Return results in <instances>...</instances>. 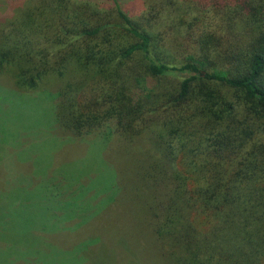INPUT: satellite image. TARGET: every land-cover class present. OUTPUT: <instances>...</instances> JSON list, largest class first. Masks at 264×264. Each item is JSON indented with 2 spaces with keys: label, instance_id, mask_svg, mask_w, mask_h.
Returning <instances> with one entry per match:
<instances>
[{
  "label": "trees",
  "instance_id": "16d2710c",
  "mask_svg": "<svg viewBox=\"0 0 264 264\" xmlns=\"http://www.w3.org/2000/svg\"><path fill=\"white\" fill-rule=\"evenodd\" d=\"M3 74L51 91L60 131L111 123L142 158L120 156L123 192L148 201L162 263L264 264V0H154L133 19L26 0L0 29Z\"/></svg>",
  "mask_w": 264,
  "mask_h": 264
},
{
  "label": "rangeland",
  "instance_id": "374dc122",
  "mask_svg": "<svg viewBox=\"0 0 264 264\" xmlns=\"http://www.w3.org/2000/svg\"><path fill=\"white\" fill-rule=\"evenodd\" d=\"M115 1L133 19L154 0ZM25 3L0 0V29ZM42 90L20 92L0 75V264H164L142 230L148 201L123 192L131 164L120 156L142 158L111 123L60 131L54 94Z\"/></svg>",
  "mask_w": 264,
  "mask_h": 264
}]
</instances>
